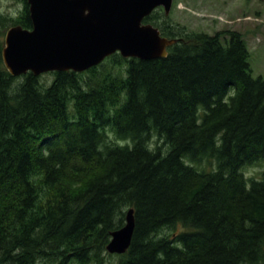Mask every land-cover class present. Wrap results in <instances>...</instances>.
I'll list each match as a JSON object with an SVG mask.
<instances>
[{"label":"trees","instance_id":"1","mask_svg":"<svg viewBox=\"0 0 264 264\" xmlns=\"http://www.w3.org/2000/svg\"><path fill=\"white\" fill-rule=\"evenodd\" d=\"M21 1L0 14V264H264V171L244 172L264 160V78L242 33L158 7L144 22L178 39L166 57L13 77ZM131 208V245L109 253Z\"/></svg>","mask_w":264,"mask_h":264},{"label":"water","instance_id":"2","mask_svg":"<svg viewBox=\"0 0 264 264\" xmlns=\"http://www.w3.org/2000/svg\"><path fill=\"white\" fill-rule=\"evenodd\" d=\"M33 27L11 26L2 57L13 77L27 72L86 71L107 57H166L177 38L163 36L144 19L156 8L169 15L174 0H26ZM135 230L134 209L126 224L112 233L107 251L125 253Z\"/></svg>","mask_w":264,"mask_h":264},{"label":"rangeland","instance_id":"3","mask_svg":"<svg viewBox=\"0 0 264 264\" xmlns=\"http://www.w3.org/2000/svg\"><path fill=\"white\" fill-rule=\"evenodd\" d=\"M22 7L21 0H0V14L15 17ZM169 15L174 23L190 31L241 32L250 52L253 75L264 78V0H174ZM40 78L52 79L53 72L44 73ZM262 171L264 160L260 165L244 169L248 178H259Z\"/></svg>","mask_w":264,"mask_h":264},{"label":"bare ground","instance_id":"4","mask_svg":"<svg viewBox=\"0 0 264 264\" xmlns=\"http://www.w3.org/2000/svg\"><path fill=\"white\" fill-rule=\"evenodd\" d=\"M4 43H5V40H4ZM5 46V45H4ZM4 48V47H3ZM3 50V49H2ZM3 58V57H2ZM5 64V63H4ZM6 67V66H5ZM7 69V68H6ZM30 72V71H29ZM29 72H27V73H29ZM48 72H55V71H48ZM48 72H44V73H48ZM27 73H25V74H27ZM30 73H32V72H30ZM44 73H42V74H40L39 76H41V75H43ZM22 75H24V74H22ZM22 75H20V76H22ZM36 76V75H35ZM38 76V77H39ZM17 77H19V76H17Z\"/></svg>","mask_w":264,"mask_h":264}]
</instances>
